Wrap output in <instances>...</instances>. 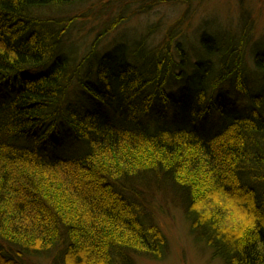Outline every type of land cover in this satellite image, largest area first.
Wrapping results in <instances>:
<instances>
[{
  "label": "trees",
  "instance_id": "1",
  "mask_svg": "<svg viewBox=\"0 0 264 264\" xmlns=\"http://www.w3.org/2000/svg\"><path fill=\"white\" fill-rule=\"evenodd\" d=\"M91 1L0 0V264L161 260L166 238L140 213L143 177L183 194L189 232L213 259L264 264L261 39L221 32L222 45L202 30V60L177 29L158 45L120 39L98 51L104 27L79 58L71 37L87 16L71 9ZM220 84L229 90L216 96Z\"/></svg>",
  "mask_w": 264,
  "mask_h": 264
},
{
  "label": "rangeland",
  "instance_id": "2",
  "mask_svg": "<svg viewBox=\"0 0 264 264\" xmlns=\"http://www.w3.org/2000/svg\"><path fill=\"white\" fill-rule=\"evenodd\" d=\"M147 3V4H146ZM70 16L76 24H86L72 35V52L82 57L100 38L96 50L109 48L116 40L126 44L136 43L147 38L151 45H158L167 32L176 29L184 34L195 46L202 30L219 34L223 45L226 33L237 35L242 29L249 30L252 40H260L256 45L264 52V0H125V4L105 0H92L84 5H72ZM115 21L118 27L110 28ZM221 34V35H220ZM188 48V44H184ZM248 67L251 59L246 60ZM235 95V93L233 92ZM230 100V98H228ZM176 103L185 102L183 95H177ZM142 196L141 214L156 225L167 241V248L161 260L148 257H135L134 264H222L213 259L206 243L197 242L189 232V224L184 213V197L177 188L160 184L147 178L135 182ZM158 188V189H157Z\"/></svg>",
  "mask_w": 264,
  "mask_h": 264
},
{
  "label": "bare ground",
  "instance_id": "3",
  "mask_svg": "<svg viewBox=\"0 0 264 264\" xmlns=\"http://www.w3.org/2000/svg\"><path fill=\"white\" fill-rule=\"evenodd\" d=\"M173 37H175V38H177V36L176 35H174ZM183 37H180V39H182ZM188 40V38L187 37H185V39L184 40ZM183 40V39H182ZM138 42H141L142 40H137ZM189 41V40H188ZM145 42H146V44L147 45H149L150 43H149V40L148 39H145ZM190 42V41H189ZM201 46H202V44H201V42H200V40H198L197 42H196V45L195 46H193V47H195V50H197L200 54H201V56L203 55L202 53V49H201ZM210 57V56H209ZM207 60V59H209V58H207V57H203L202 56V60ZM212 60V59H211ZM29 65H25V67L23 66V68H21L20 69V74H22V75H24L25 77H27V78H30V72H29V70L27 69V67H28ZM16 70L17 69H10L8 72H16ZM8 72H6V73H8ZM0 76H3L1 73H0ZM6 76V75H5ZM16 80H17V78H15ZM16 80H14L13 82H12V85H14V84H16ZM209 89H210V87H209ZM229 90V85L228 84H223V85H221L220 84V86L218 87V89H217V91H216V96H218V95H222V94H224V92L226 91H228ZM147 93H148V91L146 92V95H147ZM215 97V96H214ZM219 102H223L224 101V99H225V97L223 96V97H221V96H219ZM2 100V98H1V96H0V101ZM150 104H149V102H147L146 103V106H149ZM181 114H182V112L181 111H177V113H174L171 117H172V119H174L176 122H178V121H180V116H181ZM120 117L118 118V119H115V122H114V124H115V126L114 127H119L118 125H119V123L118 122H120ZM230 122V120L229 119H227L226 121H225V124H228ZM118 123V124H117ZM111 124V123H110ZM117 124V125H116ZM210 124H216V128L219 126V128L221 127V125H222V122H221V117L219 118V116L213 121V122H210ZM111 126H112V124H111ZM113 127V126H112ZM216 128L213 130V127H212V129L211 128H208L207 129V133H208V135L210 136V137H213V136H216L218 133H217V131H216ZM218 128V129H219ZM174 130L175 129H178V127L177 126H175V128H173ZM190 133L191 134H189V136L190 137H193L195 140H196V142H198L199 144H202V141H205V137L204 136H202V131L201 130H199V129H197V128H191V130H190ZM220 135H218L217 137H215V138H218ZM63 143V142H62ZM159 183H161V184H166V185H168L169 183H165V181H161V182H159ZM170 186V185H169ZM156 187H157V185H156ZM158 189V188H157ZM10 257H13V256H10Z\"/></svg>",
  "mask_w": 264,
  "mask_h": 264
}]
</instances>
